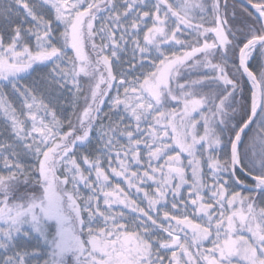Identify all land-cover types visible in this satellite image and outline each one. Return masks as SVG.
Returning a JSON list of instances; mask_svg holds the SVG:
<instances>
[{"label": "snow or ice", "instance_id": "1", "mask_svg": "<svg viewBox=\"0 0 264 264\" xmlns=\"http://www.w3.org/2000/svg\"><path fill=\"white\" fill-rule=\"evenodd\" d=\"M0 264H264V0H0Z\"/></svg>", "mask_w": 264, "mask_h": 264}]
</instances>
